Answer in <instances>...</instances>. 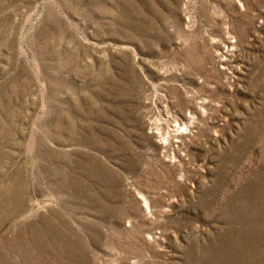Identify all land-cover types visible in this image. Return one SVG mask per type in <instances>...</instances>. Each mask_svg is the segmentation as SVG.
I'll return each instance as SVG.
<instances>
[{
  "label": "rangeland",
  "instance_id": "1",
  "mask_svg": "<svg viewBox=\"0 0 264 264\" xmlns=\"http://www.w3.org/2000/svg\"><path fill=\"white\" fill-rule=\"evenodd\" d=\"M0 264H264V0H0Z\"/></svg>",
  "mask_w": 264,
  "mask_h": 264
},
{
  "label": "bare ground",
  "instance_id": "2",
  "mask_svg": "<svg viewBox=\"0 0 264 264\" xmlns=\"http://www.w3.org/2000/svg\"><path fill=\"white\" fill-rule=\"evenodd\" d=\"M211 39V38H210ZM227 76V75H226ZM231 80V79H230ZM217 107V106H216ZM216 115V114H215ZM176 126V128H175V130L173 131L174 133H173V137H177V138H180L181 136H180V134H179V131H178V125H175ZM188 127V126H187ZM186 128V127H185ZM189 138V137H188ZM213 138V137H212ZM189 140V139H188ZM181 142V141H180ZM167 169V168H166ZM181 178V177H180Z\"/></svg>",
  "mask_w": 264,
  "mask_h": 264
}]
</instances>
